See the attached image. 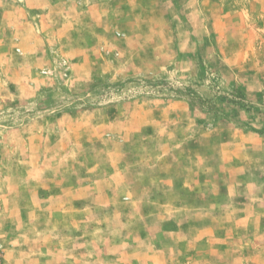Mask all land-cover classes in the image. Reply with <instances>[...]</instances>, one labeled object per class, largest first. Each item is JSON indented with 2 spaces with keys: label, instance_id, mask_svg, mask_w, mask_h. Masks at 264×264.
<instances>
[{
  "label": "rangeland",
  "instance_id": "1",
  "mask_svg": "<svg viewBox=\"0 0 264 264\" xmlns=\"http://www.w3.org/2000/svg\"><path fill=\"white\" fill-rule=\"evenodd\" d=\"M8 7L0 264L75 262L68 231L82 264H124L109 238L184 254L164 264H264V0H53L32 29ZM80 196L95 218L76 220ZM156 208L188 218L181 238L163 244L181 223Z\"/></svg>",
  "mask_w": 264,
  "mask_h": 264
},
{
  "label": "crops",
  "instance_id": "2",
  "mask_svg": "<svg viewBox=\"0 0 264 264\" xmlns=\"http://www.w3.org/2000/svg\"><path fill=\"white\" fill-rule=\"evenodd\" d=\"M12 1H14V0H0V30L3 29V26H4L3 22L7 18V14L9 16L12 13L9 10H6L7 8H9L8 7L9 4H12L13 10L15 11V13H17V15L18 14L24 15V18L21 16V18L15 19L17 22H19L18 23L19 26H21V28H23V29H25V28L32 29V28H34V25H36V24L40 25V24H45V23L49 22L48 18H49V16H51V14L53 12V9L51 7L53 0H17V1L15 0L16 2L19 1V3L17 5L13 4ZM20 2H22V3H20ZM9 22L10 21L8 19L7 23H9ZM78 190L80 191V189H78ZM237 196L238 195H235L234 198L236 199ZM82 198L83 197L80 196L79 199L78 198L74 199V200H76V203H74V208L72 210L76 216V220L80 221V222H84V219L86 216H88V214H90L91 218L96 217V215H93V212H91L92 209H90L88 211L87 208L85 209L82 205L80 206V202L82 201ZM250 200L254 201V199H252V198ZM97 203L100 204L98 201H97ZM199 204H202V203L199 202ZM88 205L89 204H87V206ZM176 205H178V204H176ZM176 205L173 204L172 206L175 207ZM253 205H255V203L253 202V204H252L250 202L246 206L252 207ZM197 206H195V207H197ZM204 207H206V206H204ZM207 207H209V206L207 205ZM152 210H154V209H152ZM108 211H112V209H110ZM148 215L151 216L150 214H148ZM209 215H211V214L205 213V216H209ZM107 216H109L110 218H114L115 221L117 222V226L122 225V223H120V222H121V219L123 218V215L118 214L117 211H115L113 214H111V216H110V213ZM155 218H157V220H159V221L161 220L163 222L175 221V222L181 223V225L178 224L179 225L178 232H170V233L162 232V234L159 235V237L161 239L163 238V244L171 243V240L173 238H175L176 236H178L176 238H181L180 231H181V227L184 225L182 223H186L188 221V218H186L184 215H180L177 213H170L168 208H166V209L156 208ZM206 219L209 221L213 220L212 218L211 219L206 218ZM162 229H163V225H162ZM209 234H213V233L211 232ZM83 236L80 233H78V231H68L67 233L65 232L64 237L67 239V243H69L71 245H75V248H76L75 250L79 251V252H76V259L77 260L75 262L71 257H66V261L68 262V264H82L84 262L83 258H82L85 255L84 250H83V246L85 243ZM211 236H213V235H211ZM210 239H212V238H210ZM126 240L127 239H123V241L118 242L113 238H109V242H108V249L109 250H113V252L122 251L123 255H125L126 260L124 261V264H128L129 262H132V260H134V259L138 260L136 255H142V254L145 255L143 257H144V260L146 262H139L138 264H164V262L167 259H171L170 257H177V258H179V256L184 257V254L182 255V252L178 247H173L174 249L172 247L163 249V246L158 245L157 242L155 243L152 241H149V242H152L149 245V247H142V249L137 250L138 252L135 254V256H132L131 255V253H132L131 246L128 245ZM92 242H94V240ZM70 249L74 250V247L73 246L67 247L68 251ZM80 250H82V252H80ZM65 252H67V251H65ZM108 252L109 251H107V253ZM130 258H131V260H130ZM185 261L186 260H183L180 262H181V264H191L190 262H187L188 260L186 262ZM204 263H206V262H204Z\"/></svg>",
  "mask_w": 264,
  "mask_h": 264
}]
</instances>
